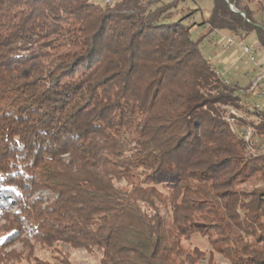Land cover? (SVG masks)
Instances as JSON below:
<instances>
[{
  "label": "trees",
  "instance_id": "trees-1",
  "mask_svg": "<svg viewBox=\"0 0 264 264\" xmlns=\"http://www.w3.org/2000/svg\"><path fill=\"white\" fill-rule=\"evenodd\" d=\"M199 1L0 0V264H50L38 250L72 264L63 246L99 264H219L194 236L226 264H264V157L226 115H255L260 140L264 109L191 36L254 33L264 52V0H210L201 21Z\"/></svg>",
  "mask_w": 264,
  "mask_h": 264
},
{
  "label": "rangeland",
  "instance_id": "rangeland-1",
  "mask_svg": "<svg viewBox=\"0 0 264 264\" xmlns=\"http://www.w3.org/2000/svg\"><path fill=\"white\" fill-rule=\"evenodd\" d=\"M165 2L171 1V0H162ZM198 5L200 7H206V6H210V0H202L198 2ZM253 8L256 9V6H254ZM259 16V17H258ZM261 14L260 12L256 11V18H260ZM177 17L173 16L170 20H175ZM201 34V29L199 27H195L194 29L191 30V36L195 39H197L199 37V35ZM220 37V36H219ZM217 37V39L219 38ZM255 40V34L251 33L248 37H246L245 39H243V44L244 45H249L252 47L253 45V41ZM236 43L240 42V40L238 38L235 39ZM202 44H206L205 42L201 41L200 46L201 49L204 51L205 50V56L207 58H211V60H213V65L215 66V68H219V70L221 72H223L224 77L226 79H234V82L237 83L240 87H244L247 83V76L250 74H254L255 71L254 68H256V65L254 64V60H257V55H254V60H252L250 57L252 55H247V54H243L242 50L239 48L238 46V53L234 56L235 58V65L234 66H230L229 64H224L219 62V60L223 57H227L231 51L233 50V48L236 47H232V49L226 50L225 52L221 53V57H215L214 56V49L216 48L213 44H211V48L210 45L208 48H204ZM225 44V43H224ZM221 45V44H220ZM218 46V48H216L215 51H221V46ZM238 45V44H236ZM214 48V49H213ZM207 50V51H206ZM257 54V52H256ZM237 58V59H236ZM258 62H260L259 60H257ZM262 63V62H260ZM264 65V64H263ZM252 103V102H251ZM257 103H259L261 109H264V98L263 99H258ZM233 112V113H232ZM227 115V120L230 124L231 128L234 129H244L246 127H250L251 126L248 124L250 121H257V117L255 115H251V114H246L242 111H239L237 109H233V108H229L227 109L226 112ZM232 117L231 119H228ZM230 128V129H231ZM252 131V130H251ZM254 140H259L258 137L255 138ZM260 142H264V139H260ZM259 188L261 187L260 183H257L254 179L251 181L250 185L247 186V188ZM41 194L39 191L36 192L34 195H38ZM6 212L9 213H17V207H7ZM5 225V220L3 219V217H0V233H2L3 231V226ZM24 230V235L26 237V239L32 241V235H31V231L27 226L23 227ZM183 244L186 247H191V246H196L201 250L205 251L206 254V258L207 255L209 253H211V255L214 257V259L219 263V264H226L225 259L218 255L217 253H215L210 245L207 243V241L199 236H194L192 237V239L190 241H184ZM21 249V244L19 242H15L9 246H6L3 251L4 252H9L11 250H17L20 251ZM62 249L64 251H68L70 252V259H71V263L72 264H99L98 262V256L97 255H89L87 254L85 251L83 250H70L69 248H67L66 246H63ZM36 255H38L40 258L48 260L50 262V264H60L58 262H55L51 257L52 254L49 251H42V250H38L36 253ZM206 260V259H205ZM21 264H25V260L22 259L20 260ZM203 264V263H201Z\"/></svg>",
  "mask_w": 264,
  "mask_h": 264
},
{
  "label": "built area",
  "instance_id": "built-area-1",
  "mask_svg": "<svg viewBox=\"0 0 264 264\" xmlns=\"http://www.w3.org/2000/svg\"><path fill=\"white\" fill-rule=\"evenodd\" d=\"M230 8L232 9L233 7L230 5ZM262 12L264 14V7ZM226 42L227 44L233 43V38H228ZM240 47L243 54L252 55L250 57L252 60H254V55L258 56V54H256V52L259 50V44L257 42L253 44L252 47L243 44H241ZM254 64L256 65L255 73L251 76L248 85L245 88L239 89V94L247 105L253 102L257 107L261 108L259 103H257V100L264 98V65L257 60H254ZM228 119L232 120V117ZM231 131L245 141L248 149L254 155H261L264 157V142L254 140V136L252 135L250 127H246L244 129L231 128Z\"/></svg>",
  "mask_w": 264,
  "mask_h": 264
},
{
  "label": "crops",
  "instance_id": "crops-1",
  "mask_svg": "<svg viewBox=\"0 0 264 264\" xmlns=\"http://www.w3.org/2000/svg\"><path fill=\"white\" fill-rule=\"evenodd\" d=\"M202 8L204 9L203 13L200 15L199 18L198 17L196 18V20H198V21H201L202 19H204V18H206L208 16V8H209V6L202 7ZM195 27H199L201 29V34L199 35V37H203L202 41L205 42L206 44H202V45H204L203 47L205 49L208 48L209 45H210V48H211V46H212L211 44H213L216 48H218V46L221 44L220 45L221 46V51L220 52L218 50L215 51L216 48L215 49L213 48L215 57H221V55H220L221 53L225 52L226 50L232 49V47H236V48H233V50L231 51V53L227 57H223V58H221L219 60V62L224 63V64H229L230 66H234L236 64L234 56L238 53V46L241 49L240 45L243 44L242 41L236 43L235 39L237 37L231 35L230 33L226 32V31L217 30V31H212L211 34H209V28H208L207 25H195L192 29H194ZM217 37H219V38L217 39ZM228 38H233V43L227 44L226 40ZM255 43H256V41L254 40L253 44H255ZM236 44H238V45H236ZM203 53H205V50L203 51ZM257 54H258L257 60H259L260 62H262L264 64V52L258 50ZM208 59L213 64V60H211V58H208ZM216 69L222 76H224L223 72H221L219 70V68L216 67ZM255 70H256V68H254L253 71H255ZM252 75L253 74H250V75L247 76L248 80H247V83H246V85L244 87H240L238 85L240 89L241 88H245L248 85ZM227 80L230 81V82H234V79H227Z\"/></svg>",
  "mask_w": 264,
  "mask_h": 264
},
{
  "label": "water",
  "instance_id": "water-1",
  "mask_svg": "<svg viewBox=\"0 0 264 264\" xmlns=\"http://www.w3.org/2000/svg\"><path fill=\"white\" fill-rule=\"evenodd\" d=\"M232 10L235 11V12H239L241 15H244L242 12L236 10L235 8H232Z\"/></svg>",
  "mask_w": 264,
  "mask_h": 264
}]
</instances>
